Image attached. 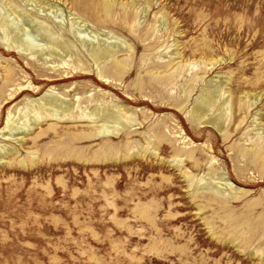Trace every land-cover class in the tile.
Listing matches in <instances>:
<instances>
[{
  "label": "rangeland",
  "instance_id": "rangeland-1",
  "mask_svg": "<svg viewBox=\"0 0 264 264\" xmlns=\"http://www.w3.org/2000/svg\"><path fill=\"white\" fill-rule=\"evenodd\" d=\"M0 90V264H264V0H0Z\"/></svg>",
  "mask_w": 264,
  "mask_h": 264
},
{
  "label": "bare ground",
  "instance_id": "bare-ground-1",
  "mask_svg": "<svg viewBox=\"0 0 264 264\" xmlns=\"http://www.w3.org/2000/svg\"><path fill=\"white\" fill-rule=\"evenodd\" d=\"M59 10H60V8H59ZM61 11V10H60ZM61 13H62V11H61ZM51 67H55V66H51ZM32 81H33V79H32ZM29 86H30V84H28L27 86H23L21 89H20V93H22V92H24L25 90H31L30 88H29ZM33 92V91H32ZM2 94V92H1V90H0V95ZM15 91H11L7 96H6V100H5V102L4 103H7V102H9L11 99H13L14 97H15ZM133 101V100H132ZM134 101H136V100H134ZM1 106V105H0ZM9 114H10V111H8V114H7V120L6 121H8L9 120Z\"/></svg>",
  "mask_w": 264,
  "mask_h": 264
}]
</instances>
